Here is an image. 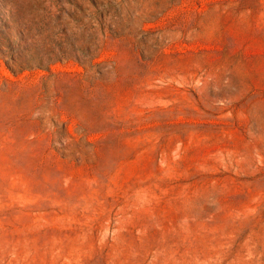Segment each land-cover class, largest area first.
<instances>
[{"label":"rangeland","instance_id":"rangeland-1","mask_svg":"<svg viewBox=\"0 0 264 264\" xmlns=\"http://www.w3.org/2000/svg\"><path fill=\"white\" fill-rule=\"evenodd\" d=\"M0 264H264V0H0Z\"/></svg>","mask_w":264,"mask_h":264}]
</instances>
